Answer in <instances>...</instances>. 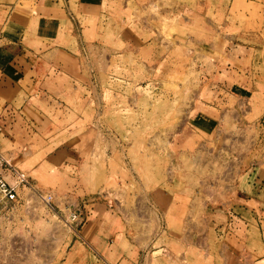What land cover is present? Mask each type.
Masks as SVG:
<instances>
[{
	"label": "rangeland",
	"instance_id": "1",
	"mask_svg": "<svg viewBox=\"0 0 264 264\" xmlns=\"http://www.w3.org/2000/svg\"><path fill=\"white\" fill-rule=\"evenodd\" d=\"M93 1L68 14L91 82L60 95L53 141L20 118L7 129L0 172L27 183L0 200V264H103L80 234L93 200L123 220L135 264L262 256L264 0ZM237 193L257 214L233 211Z\"/></svg>",
	"mask_w": 264,
	"mask_h": 264
},
{
	"label": "crops",
	"instance_id": "2",
	"mask_svg": "<svg viewBox=\"0 0 264 264\" xmlns=\"http://www.w3.org/2000/svg\"><path fill=\"white\" fill-rule=\"evenodd\" d=\"M102 5L93 0H0V149L14 141L7 129L18 118L34 129L32 135H38V141L45 145L53 141L51 139L58 131L50 115L57 109L63 110L66 104L60 95L80 87L87 89L91 82L87 74L85 81L80 79L86 70L77 61L76 36L68 14L85 18ZM206 84L202 86L199 98L205 96ZM84 100L87 103V95H78L79 102ZM47 108L49 112H46ZM65 110L69 108L65 106ZM26 142L28 147L33 144L30 140ZM234 197L232 209L236 214L254 215L260 210L252 195L237 193ZM87 203L81 239L93 246L103 264H135L138 252L133 254L136 251L130 245L118 213L96 200ZM250 225L245 223L244 231H248ZM244 242L247 244V240ZM246 257L238 264H264V254L252 260L248 252ZM230 263L224 258V264Z\"/></svg>",
	"mask_w": 264,
	"mask_h": 264
},
{
	"label": "built area",
	"instance_id": "3",
	"mask_svg": "<svg viewBox=\"0 0 264 264\" xmlns=\"http://www.w3.org/2000/svg\"><path fill=\"white\" fill-rule=\"evenodd\" d=\"M7 163L6 160H4L0 156V163ZM17 174V180L14 185H11L6 181V179L3 177V175L0 172V200H5V201H13L16 199L17 192H16V187L21 184L27 183V180L25 178V175L19 172H16ZM41 200L46 203L47 206L51 207L52 204V197L50 195L47 196H41ZM72 217L75 219V215H72Z\"/></svg>",
	"mask_w": 264,
	"mask_h": 264
}]
</instances>
